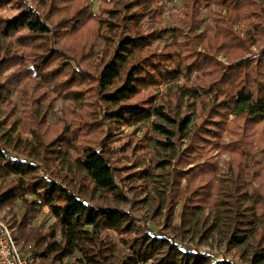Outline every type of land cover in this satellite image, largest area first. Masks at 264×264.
<instances>
[{"label":"trees","instance_id":"1","mask_svg":"<svg viewBox=\"0 0 264 264\" xmlns=\"http://www.w3.org/2000/svg\"><path fill=\"white\" fill-rule=\"evenodd\" d=\"M6 1L0 0L1 5ZM33 1L41 9L47 6V0ZM95 1L105 7L97 15H85L82 14L83 10H77L71 18L55 26L61 30L62 38L82 29L86 23L96 21L97 43L103 49L102 66L95 86L96 96L104 106L101 117L109 125L151 131L148 140L162 157L156 167L165 169L175 158L178 142L189 135L191 118L172 115L163 103L155 105L130 101L147 87L175 82L193 71H199L205 78L217 75V66L221 65L209 52L212 48L204 44L203 38H194L193 41L187 38L177 42L179 37L175 28L165 30L148 27L142 30L146 20L162 13L165 0ZM17 3L20 8L18 12L11 18L1 19V39L7 40L17 35L18 40L29 45L30 51L37 50V53L28 52L27 57H24L22 54H10L7 50L0 58V208L14 207L19 203L23 211L18 227L21 231L30 227L32 220L44 208L48 210L53 223L48 228L47 242H43L42 252L30 254L48 261L50 258L63 260L78 252L79 262L107 263L109 248L104 247L101 234L113 231L122 235L135 234L125 243L128 251L125 257L120 255L113 264H236L189 248L160 233L144 230L139 234L131 213L93 204L64 183L67 175H82L94 191L123 197L122 193L115 192L118 189L112 168L99 150L88 146L78 150L74 148L76 139L71 140L67 135L56 136L47 142L44 140L46 131L42 129L47 106L42 104L46 98L45 92L39 91L45 87L60 97L77 101L80 92L72 90V86L76 85L77 80L88 79L85 70L67 57L70 48L56 45L55 38L59 32L53 30L48 18L23 0ZM165 35L174 39L171 40V46H167L171 50L144 55L152 42L165 41ZM197 46L202 48L197 51ZM232 46L228 45L227 48ZM57 59L62 61V67H51V63ZM10 69L14 70L4 78L3 74ZM68 70L71 74L66 76ZM225 70L226 74H222L218 80L209 81L211 92L216 89L219 91L218 98L222 95V90H219L221 81H238L235 90L230 95L223 94L220 102L213 96L215 109H219L214 114L217 120L208 121L201 133V136L212 139L210 141L213 143L217 141L228 116L245 118L251 123H264V50L252 58L235 62ZM243 70L246 72L241 75ZM175 92L183 96L182 89H176ZM13 96L21 100V117H15L18 105L11 101ZM24 121L30 125L34 144L28 145L18 138L9 143V129L5 126L14 132ZM237 143L232 151L246 157L245 144ZM198 147L191 143L187 151L197 155ZM18 150L25 151L23 158L13 154ZM72 153L75 154L74 159ZM210 168L214 169V165ZM238 170L239 174L244 175L241 181L243 189L238 190L234 200L226 198V188H220L219 200L207 213L198 204L188 208L192 211L180 217L181 221H187L188 224L208 225V231L220 235L227 248L242 247L256 240L260 229L264 228V195L251 187L256 170L253 175L250 171L244 174L242 167ZM190 173L198 175L206 172L202 166H196L187 175ZM146 175L150 176L149 173ZM23 236L24 242L36 239L33 231ZM260 241L264 243V236ZM258 248L250 256L249 264H264V246Z\"/></svg>","mask_w":264,"mask_h":264},{"label":"rangeland","instance_id":"2","mask_svg":"<svg viewBox=\"0 0 264 264\" xmlns=\"http://www.w3.org/2000/svg\"><path fill=\"white\" fill-rule=\"evenodd\" d=\"M18 1L7 0L3 5L0 3V23L1 19L11 18L18 12L20 9ZM23 1L35 6L44 17H47L54 31L57 30L56 24L71 18L77 10H83L82 14L85 15L86 13L97 15L105 8L95 0H47V6L42 9L33 0ZM163 6L161 14L143 23L142 30L148 27L165 30L170 27L175 28L179 37L177 42H183L187 38L192 41L194 38H203L204 44L212 48L209 52L221 65L217 66V75L205 78L199 71H193L189 76L185 75V78H179L175 82L147 87L130 101V103L155 105L163 103L172 115L191 118L189 135L178 142L175 158L171 160L169 167L165 169L156 167L162 157L148 140V136L152 135L151 131L113 126L102 119L104 106L96 96L95 86L102 66L103 49L97 43L96 21H90L82 29L62 38L61 30H57L59 35L55 38L56 45L70 48L67 57L85 70L88 81L77 80L76 85L72 86V90L80 92V99L77 101L60 97L48 88H40L39 93L45 92L46 97L42 104L44 107L47 106V116L42 129L46 131L44 140L47 142L56 136L67 135L71 140L76 139L74 148L79 150L88 146L96 148L105 155L117 184L118 190L115 192L122 193L123 197H116L109 192L94 191L92 185L82 175H67L64 183L72 186L77 193L80 192L83 198L93 204L119 208L131 213L139 234L149 230L166 235L189 248L213 255L216 259L225 258L236 264H249V258L259 249L258 246H264L260 241L264 236V228L260 229L255 237L256 240L242 247L227 248L221 241L220 235L208 231V225L200 223H191V225L187 221H181L180 217L183 213H190L192 210L188 208L198 204L202 206L204 213H207L215 201L219 200L220 188H226V198L234 200L238 196V190L243 189L241 181L244 175L239 174L240 167L244 174L250 171L253 175L256 170L251 187L264 195V154L262 153L264 123H251L245 118L228 116L222 124L223 117L220 121L223 129L216 142L213 143L209 137L201 136L208 121L217 120L214 114L219 109H215L213 96L218 99L217 102H220L219 99L223 94L230 95L235 90L238 80L221 81L219 90H222L220 91L222 95L219 98L217 89L211 92L209 81L214 82L222 74L225 75L226 67L239 60L252 58L264 50V0H165ZM164 40L152 42L144 55L171 50L167 49V46H171L173 37L165 35ZM228 45L233 46L227 48ZM88 48L92 49L87 51ZM201 48L202 46H197L196 50L199 51ZM0 50V58L7 50L10 54H22L24 57H27L28 52L37 53V50L30 51L29 45L18 40L17 35L2 40L0 34ZM61 62L57 59L51 63V67H62ZM13 70H8L3 77L8 76ZM244 72L246 71H241V75ZM70 74L68 70L66 76ZM176 89H182L183 96L175 92ZM17 97L13 96L11 101L18 105L15 117H21L22 103ZM5 128L9 129V143H13L18 138L28 145L34 144L27 121L18 125L14 132H10L7 126ZM107 134L109 137H106ZM189 141L190 144L199 146L196 150L197 155L187 151L190 146ZM237 142L245 144L246 157L242 153L236 154L232 151ZM24 152L18 150L13 154L23 158ZM72 158H75L74 153ZM211 165H214V169L210 168ZM196 166H202L206 173L187 175L189 170L196 169ZM246 166L249 168L247 169ZM22 215L23 211L19 203L14 207L0 208V217L13 230L14 237L22 250L27 252L25 248L30 247V253L42 252L45 245L43 242L45 240L47 242L48 228L53 223L52 217L44 208L32 220L31 226L21 231L18 227ZM31 231L36 234L35 241L29 239L28 242H24L23 234ZM133 237L135 234L103 232L101 239L105 243L104 247L109 248L107 252L109 257L107 263L103 261L102 264H113L115 258H119L120 255L125 257L128 252L125 243ZM35 257L37 264H85L77 261L80 258L78 252L63 260L50 258L45 261L39 256Z\"/></svg>","mask_w":264,"mask_h":264},{"label":"built area","instance_id":"3","mask_svg":"<svg viewBox=\"0 0 264 264\" xmlns=\"http://www.w3.org/2000/svg\"><path fill=\"white\" fill-rule=\"evenodd\" d=\"M24 252L14 237L13 230L0 217V264H37V257Z\"/></svg>","mask_w":264,"mask_h":264}]
</instances>
